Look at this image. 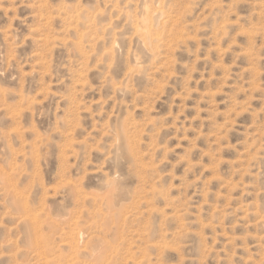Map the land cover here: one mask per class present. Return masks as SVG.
I'll use <instances>...</instances> for the list:
<instances>
[{"label": "rangeland", "instance_id": "374dc122", "mask_svg": "<svg viewBox=\"0 0 264 264\" xmlns=\"http://www.w3.org/2000/svg\"><path fill=\"white\" fill-rule=\"evenodd\" d=\"M0 264H264V0H0Z\"/></svg>", "mask_w": 264, "mask_h": 264}, {"label": "bare ground", "instance_id": "6f19581e", "mask_svg": "<svg viewBox=\"0 0 264 264\" xmlns=\"http://www.w3.org/2000/svg\"><path fill=\"white\" fill-rule=\"evenodd\" d=\"M152 17V16H151ZM152 20V19H151ZM137 22V21H136ZM154 28V27H153ZM141 29V28H140ZM139 29V30H140ZM144 30V29H143ZM149 30H151V27L149 28ZM161 30V29H160ZM141 31V30H140ZM145 32V31H144ZM157 32V31H156ZM150 33V32H149ZM146 36V35H145ZM156 36V35H155ZM116 211V210H115ZM110 220V219H109ZM72 246V245H71ZM77 249V248H76Z\"/></svg>", "mask_w": 264, "mask_h": 264}]
</instances>
